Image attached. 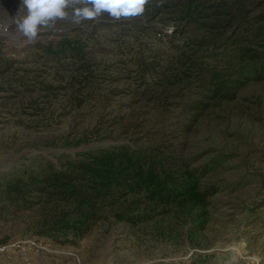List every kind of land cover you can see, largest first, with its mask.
I'll return each mask as SVG.
<instances>
[{
	"label": "rangeland",
	"instance_id": "374dc122",
	"mask_svg": "<svg viewBox=\"0 0 264 264\" xmlns=\"http://www.w3.org/2000/svg\"><path fill=\"white\" fill-rule=\"evenodd\" d=\"M185 3L29 43L20 0H0V264H264V0H199V25L178 21ZM122 147L191 174L202 201L122 192L72 229L77 205L46 178Z\"/></svg>",
	"mask_w": 264,
	"mask_h": 264
},
{
	"label": "trees",
	"instance_id": "16d2710c",
	"mask_svg": "<svg viewBox=\"0 0 264 264\" xmlns=\"http://www.w3.org/2000/svg\"><path fill=\"white\" fill-rule=\"evenodd\" d=\"M183 8L185 11L178 21L199 25L203 8L199 0H186ZM65 48L71 49V45L65 42L58 51ZM44 51L47 55L56 54V51L49 47L44 48ZM191 66L195 65L191 64ZM181 78L177 76L174 81H179ZM145 158L143 154L134 153L122 147L88 156L85 161L77 165L69 162L70 169L76 172L75 176L50 174L46 178L48 185L55 188L57 184L62 183L64 188L57 195L62 199L71 198L77 205L71 220L72 229L81 231L82 226H87L88 222L96 219L93 203H96L97 198L114 201L122 192L133 193L143 189L149 193L152 200L156 198L160 202H170L177 196L191 202L202 201L203 194L197 192L196 180L191 174L188 178H183L181 182H172L168 176L162 178L156 169H146L143 163ZM28 177L31 178L30 175ZM124 216L120 214L116 218L122 220Z\"/></svg>",
	"mask_w": 264,
	"mask_h": 264
},
{
	"label": "clouds",
	"instance_id": "9594fccd",
	"mask_svg": "<svg viewBox=\"0 0 264 264\" xmlns=\"http://www.w3.org/2000/svg\"><path fill=\"white\" fill-rule=\"evenodd\" d=\"M152 0H20L13 23L27 42L35 43L42 32L57 22L76 25L107 14L113 20L140 17ZM71 9V11H69Z\"/></svg>",
	"mask_w": 264,
	"mask_h": 264
},
{
	"label": "built area",
	"instance_id": "2783aa9c",
	"mask_svg": "<svg viewBox=\"0 0 264 264\" xmlns=\"http://www.w3.org/2000/svg\"><path fill=\"white\" fill-rule=\"evenodd\" d=\"M24 243H26L27 245H31V243L28 240L24 241L23 244ZM13 246H14V244L7 245V246H5L3 248H0V251H2L3 249L9 248V247H13Z\"/></svg>",
	"mask_w": 264,
	"mask_h": 264
}]
</instances>
